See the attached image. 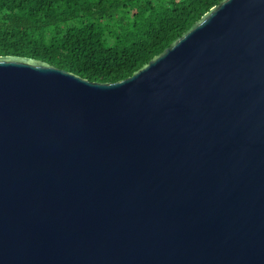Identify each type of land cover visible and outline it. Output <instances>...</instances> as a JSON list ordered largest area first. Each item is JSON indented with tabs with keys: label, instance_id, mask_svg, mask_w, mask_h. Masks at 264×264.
I'll return each instance as SVG.
<instances>
[{
	"label": "water",
	"instance_id": "1",
	"mask_svg": "<svg viewBox=\"0 0 264 264\" xmlns=\"http://www.w3.org/2000/svg\"><path fill=\"white\" fill-rule=\"evenodd\" d=\"M0 264H264V0L113 83L0 56Z\"/></svg>",
	"mask_w": 264,
	"mask_h": 264
},
{
	"label": "trees",
	"instance_id": "2",
	"mask_svg": "<svg viewBox=\"0 0 264 264\" xmlns=\"http://www.w3.org/2000/svg\"><path fill=\"white\" fill-rule=\"evenodd\" d=\"M221 0H0V56L81 78L131 76Z\"/></svg>",
	"mask_w": 264,
	"mask_h": 264
}]
</instances>
